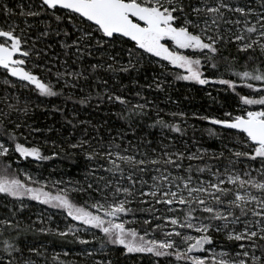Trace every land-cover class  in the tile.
Listing matches in <instances>:
<instances>
[{"label": "snow or ice", "instance_id": "1", "mask_svg": "<svg viewBox=\"0 0 264 264\" xmlns=\"http://www.w3.org/2000/svg\"><path fill=\"white\" fill-rule=\"evenodd\" d=\"M0 70V264H47L41 248L22 240L37 231L34 221L24 226L18 218L26 200L98 230L96 251L105 258L95 264H264V0H0ZM125 77L144 80L135 92L143 103L125 94ZM169 77L234 94V111L196 116L213 126L206 131L218 148L210 151L195 135L183 139L185 113L168 121L157 109L147 125L161 130L156 146L151 139L123 147L116 137L88 138L91 122L79 121L86 135L68 143L72 152L60 147L90 164L86 182L71 189L85 196L83 204L68 189L53 195L20 167L58 155L31 142L41 131L25 119L33 96L62 97L74 115L76 105H112L132 127L134 118L152 119L142 90L164 91ZM54 111L67 116L64 108ZM80 230L38 229L89 244Z\"/></svg>", "mask_w": 264, "mask_h": 264}, {"label": "trees", "instance_id": "2", "mask_svg": "<svg viewBox=\"0 0 264 264\" xmlns=\"http://www.w3.org/2000/svg\"><path fill=\"white\" fill-rule=\"evenodd\" d=\"M233 55H235L234 50ZM0 72H2V70H0ZM211 72L212 70L209 69L207 72H205V75L210 76ZM232 78L235 79V77ZM2 80L3 76L0 75V89H3L5 87L2 84ZM123 84L127 86L124 89L125 94L128 96L129 99L132 100L134 85L131 81L128 80L127 77L124 78ZM167 86H169V89L172 91V96L174 99H178L185 105H191L192 108L196 110L200 107V105L205 108L207 103L210 104L211 109V104L215 105L216 102H218L216 98L219 99L217 94L212 93L211 96H209L207 92H205L202 88L198 87V85L193 84L191 82L173 81L171 77H169L168 82L165 84V87ZM222 87L224 88V86ZM239 90L242 91L243 89ZM10 91L14 92L15 90ZM220 96L222 98L226 97L227 99H231L232 97L235 98L234 94H232L231 92H222L220 93ZM214 97L215 99H213ZM161 100V102L165 101V99ZM31 103L32 111L29 113V116L25 119H27L28 124L41 129L39 133L33 134L34 139H32L31 142L33 144H40L45 154L51 155L55 152L58 153V155L54 156V158L51 160L43 162H33L31 164H29L27 161H22L20 167L25 170L32 169L33 171L39 172L44 177L47 184L51 186L53 185V179L55 176H60L61 178H71L74 182H76V184L78 181L81 184L86 182V174L90 167L89 162L86 161L82 155H66L65 151L61 150L60 147L63 146L64 149H67V152H72L73 150L67 147L68 143L70 141L74 142L86 135L85 125L80 124V120H86L91 122L87 126L88 138H91L92 136H102L104 137L105 141H107L110 137H116V142L119 143V141L122 140L120 139L122 135L123 140L127 142L131 141L133 147L140 144L141 140L147 139L153 140L154 143L152 146H156V144L162 138L161 130L159 129V127H147V125L152 124L155 119V117H153L152 115V119L145 118L139 123L135 122L138 118H134L133 126L129 127L126 121L119 119L115 115V113L119 112V108L113 107L112 105L105 104L101 105L100 108H96L95 102H93L92 106L88 108H81L79 105H76L74 115V106L70 101L66 102L62 97L40 98V100H36V98L33 96ZM218 104L219 103L216 104L217 110ZM37 105L39 106L37 107ZM55 107L64 108L65 112L67 113V116L62 115L60 112L54 111ZM109 109L111 110L109 111ZM77 115H79V118L76 117ZM66 119H73V122L77 125L76 128H73L72 125L67 124ZM187 127L188 136L183 138L186 141H190L193 135H195L197 140L204 141L206 138L213 139L207 134L206 129L212 127L208 124H205L198 120L195 124H192ZM49 129H51V131H49ZM96 129H98V132L96 131ZM149 132L153 133V135H148ZM165 134L169 137L176 135L173 133ZM45 140H47V143H45ZM53 142L55 143L56 147L53 146ZM215 145V143H212V145L210 144L209 147L213 149L215 148ZM143 147L144 146L141 145V150H143ZM15 168L16 164L15 162H13V169L15 170ZM53 168L55 171L53 170ZM34 177L37 178V175H34ZM69 196L74 202L78 204H83L85 200V196L76 191H71L69 193ZM3 203V199L0 198V217H3L6 212V210L3 208ZM144 215L145 214L137 213V218L142 219ZM33 221V218L29 216L27 218L26 216L23 218L22 225L27 226L28 224H32ZM34 222L35 223L33 224V227L37 229V231H28L22 237V240L25 243L35 245L37 247L45 246L46 248L49 247L50 250H56L61 252H73L75 250L84 249L85 246L83 247L79 245L74 238L66 237L61 239L53 235L40 233L38 229L42 227V225L36 221ZM134 226L138 228L143 227V225L141 224H135ZM95 244H99V240H96ZM46 255L47 264H59L60 261H64L66 262V264H89L86 263L83 259L73 257H62L57 258L56 261H53L52 256H50L49 254ZM112 258L114 260L117 258L115 253H113ZM129 264H131V262H129Z\"/></svg>", "mask_w": 264, "mask_h": 264}, {"label": "rangeland", "instance_id": "3", "mask_svg": "<svg viewBox=\"0 0 264 264\" xmlns=\"http://www.w3.org/2000/svg\"><path fill=\"white\" fill-rule=\"evenodd\" d=\"M143 83H144V80L142 78L139 79V83L132 82V84L134 85V87H133V98H132L133 102H136L137 100H139L141 103H143V100H141L139 97H137L135 95V92L138 89H140V86ZM198 87L202 88L205 92H207V94L209 92L211 94L212 93L217 94V96L219 97V99L216 98V100H218V102H216V104L219 103L217 105L218 110L216 109V104L215 105L211 104V109H210L209 103L206 104L205 108H203V106L200 105V107L197 108V110L192 108L191 105L190 106L185 105L183 102L179 101L178 99L173 98V96H172L173 93L169 89V86L165 87L164 91H156V90H150V89L144 88L142 90V95L147 97V99L152 102V106H150V115H152L153 117L156 118V112L158 109V110H160V116L161 117H163L164 119H166L168 121H172L173 117H172L171 113L183 112L186 114L187 126L195 124L196 121H198V119H196V116H198V115L222 116L224 110H229V111L235 110L236 98H233V97L231 99H227L226 97L222 98L220 96V93H222L224 91L222 90L223 87L221 85H207V86L198 85ZM242 92H248V89H243ZM161 99H165V101L161 102L162 101ZM212 107H215V108H212ZM203 109H206V110H203ZM214 109H216V110H214ZM76 117L79 118V115H77ZM183 119H185V117H179L178 116L175 118V121L181 122ZM199 121L210 125L207 121H202V120H199ZM210 126H212V125H210ZM197 141L200 144H202L204 147L209 148L210 151L219 147V141L214 139V138L213 139L206 138L204 141L203 140H197ZM119 143L123 147L129 146V142H127L123 139L120 140ZM189 143H190V141H189ZM212 143L216 144L215 148H213V149L211 147H209L210 144L212 145ZM53 170H54V168H53ZM26 171L31 173V175L33 177H34V175H37L36 179H39L42 183L46 182L44 177L39 172L33 171L32 169H29V170L26 169ZM20 178L23 179V175H21ZM60 181H62V183H59ZM75 185H76V182H74L73 179H71V178H61L60 176H55L53 179V185L51 186L48 184V187L46 190H50L53 195H55L58 190H63V189H68V191L70 193L72 191L71 189ZM25 203L27 205H29V207H27L24 210V212L20 215L19 219L21 221H23L24 217L27 216V218H28V216H29V217L33 218L34 221L41 224L42 227H44V228H52L54 230H56L57 228L59 230H67V227H69V226L80 228L81 230L78 233L79 237L81 239H85V240L90 241L89 244H81V243H79L78 240H76L79 245H81L83 247L85 246L84 249L75 250L73 252H67L68 253L67 256L64 255V253H65L64 251L61 252V251H56V250H50L49 247L46 248L45 246L39 247L46 254H49L50 256L56 255L57 258H62V257L79 258V259H83L86 263H89V264H95V261L105 258L98 251H96L99 249L100 244H95V241L98 239H94V235L97 238H99L102 235L98 232V230L88 229L87 231H85L83 225H80L76 221H71V219L66 216V213L62 212V210L52 209L46 205H41L35 201H27L26 200ZM49 217H51V220L48 219ZM128 219H131V217H129ZM41 220H43V223H41ZM134 225L135 224H129L128 226L129 227H135ZM68 237L74 238L72 235H69ZM48 250H49V252H48ZM86 250H93L94 255L92 257L87 256L85 254Z\"/></svg>", "mask_w": 264, "mask_h": 264}]
</instances>
